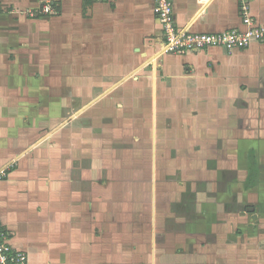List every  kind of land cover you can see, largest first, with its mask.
<instances>
[{"label": "crops", "instance_id": "crops-1", "mask_svg": "<svg viewBox=\"0 0 264 264\" xmlns=\"http://www.w3.org/2000/svg\"><path fill=\"white\" fill-rule=\"evenodd\" d=\"M45 1L0 0V224L12 249L27 264H192L160 238L158 208L152 238H140L147 230L124 214L127 172L112 175L108 167L116 142L144 147L134 131L146 114L136 100L149 99L153 135L145 147L155 168L162 125L171 146L197 148L199 164L214 148L217 165L208 174L218 181L202 208L216 211L218 258L256 264L252 253L264 254L255 233L264 228V43L157 57L163 30L154 0H53L55 14H28ZM172 1L179 28L244 27L238 0ZM250 7L264 26V0ZM103 98L111 103L93 112ZM129 116L134 133L126 135ZM194 164L186 176L207 173ZM197 215L179 218L197 221L186 222L192 234L206 233ZM182 238L181 246L190 242Z\"/></svg>", "mask_w": 264, "mask_h": 264}, {"label": "rangeland", "instance_id": "rangeland-1", "mask_svg": "<svg viewBox=\"0 0 264 264\" xmlns=\"http://www.w3.org/2000/svg\"><path fill=\"white\" fill-rule=\"evenodd\" d=\"M136 101L137 103L140 102V111L143 114H146L144 119L141 118L138 121L136 120V123L141 124V128L134 131L141 135V144H144V147L137 148L134 145L124 146L116 142V144L109 149L110 156L108 167L111 169L112 175L118 172L120 173L123 170L127 172V175L122 182V187L124 186L123 188L126 193L123 195V199L126 201L127 208L124 210L126 216L124 217L127 220L129 219L128 221L135 219L137 224L144 228V231L147 230L146 235L143 232V234L140 235V238H152L148 231V226L150 227L152 220V224H154L156 214L155 208H158V225L161 229L160 238L165 242H169L168 249L171 247L172 252H177V255L186 258V260L190 261L192 264H226L229 262V259L218 258L222 252V238H218L216 211L202 208L204 204L208 205L210 200L213 202L216 188L215 182L218 181L215 179L216 177H214V173L208 174V168L213 169L217 165L213 160L215 154L213 150L214 148H208L207 151L202 152L204 158L203 162L199 164L201 160L199 158L200 153L196 150L197 148L194 146L187 147L186 145L188 144L183 143L176 147L171 146L174 143L173 139L170 138L172 136L168 135V131L164 129L162 125L158 131V138L159 144L163 145L158 148V150H160L158 151L160 152V161L155 168L152 154L148 151L149 148L145 147L151 142L153 135V126H151L152 123L148 113L151 108V103L149 99ZM108 103H111V100L103 98L98 102V106L93 108L92 111L98 112L102 106L105 107ZM165 109L166 108H163L164 111ZM166 114L168 115V113H165V115ZM130 116L129 120L126 122V135L134 133L131 129L133 123ZM176 121L177 119L174 122ZM190 136L192 137L191 134ZM127 137L129 139V136ZM167 153L169 156L171 155V158H174L173 165L171 162L168 163L166 157H164ZM95 154L98 156L101 152H96ZM123 159L129 162L123 165L120 162H124ZM192 160L195 162L194 167H196V170L204 171L206 169L207 173H201V175L198 176V172H195L186 176L184 170L188 169L186 166L188 164L191 165ZM101 167L102 165H99V168ZM156 169H158L159 174L157 177ZM156 189L157 194L155 193ZM117 197L120 196L117 195ZM247 207L248 206L244 205L242 210L246 212ZM184 208H187L188 211H185ZM181 214H185L189 218L193 215H197L198 219L205 221L207 223L205 229L206 233L192 234V231H190V223L197 224V221L186 220L181 222V218H179ZM243 222L244 225L247 223L245 220ZM129 227L127 228L128 231H130ZM255 229V233L258 232L262 237L259 238L260 242H263L264 228L257 226ZM244 230V226H240L238 230L241 249L244 248L245 242L248 239L246 238L247 232ZM182 237L190 238V242L188 244L183 243V246H181V240L179 238ZM179 244L180 246L177 248ZM260 253V251L252 253L253 256H256V264L264 263V254L262 255ZM244 254L246 253L244 252L243 255ZM238 263L246 264V258L240 257Z\"/></svg>", "mask_w": 264, "mask_h": 264}, {"label": "built area", "instance_id": "built-area-1", "mask_svg": "<svg viewBox=\"0 0 264 264\" xmlns=\"http://www.w3.org/2000/svg\"><path fill=\"white\" fill-rule=\"evenodd\" d=\"M251 0H238L243 28L222 32H192L188 27L175 24L172 0H154L153 11L162 25L163 42L155 52L157 57L165 54L184 55L210 47H221L228 52L248 48L253 42L264 43V26L258 25L251 14ZM53 0H46L29 10L31 17L55 14ZM5 174L0 170V178ZM8 232L0 224V264H27L28 257L22 251L12 249Z\"/></svg>", "mask_w": 264, "mask_h": 264}]
</instances>
